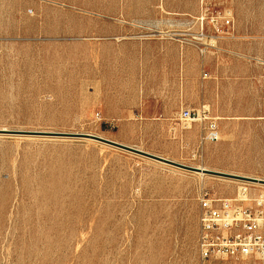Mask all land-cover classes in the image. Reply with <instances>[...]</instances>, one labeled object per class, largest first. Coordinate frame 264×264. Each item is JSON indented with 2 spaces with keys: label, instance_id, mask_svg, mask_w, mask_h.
Instances as JSON below:
<instances>
[{
  "label": "rangeland",
  "instance_id": "374dc122",
  "mask_svg": "<svg viewBox=\"0 0 264 264\" xmlns=\"http://www.w3.org/2000/svg\"><path fill=\"white\" fill-rule=\"evenodd\" d=\"M3 130L0 264H202L201 192L264 195V0H0Z\"/></svg>",
  "mask_w": 264,
  "mask_h": 264
},
{
  "label": "built area",
  "instance_id": "2783aa9c",
  "mask_svg": "<svg viewBox=\"0 0 264 264\" xmlns=\"http://www.w3.org/2000/svg\"><path fill=\"white\" fill-rule=\"evenodd\" d=\"M180 120L192 124L196 122V115L186 109L181 112ZM211 130L208 139L218 140L216 126ZM199 222L198 253L202 264H264L263 194H252L247 185L230 199L216 198L208 191H202Z\"/></svg>",
  "mask_w": 264,
  "mask_h": 264
},
{
  "label": "water",
  "instance_id": "95a60500",
  "mask_svg": "<svg viewBox=\"0 0 264 264\" xmlns=\"http://www.w3.org/2000/svg\"><path fill=\"white\" fill-rule=\"evenodd\" d=\"M0 133H7V132L3 130ZM70 136H73V137H76V138H79V139H85V140H91V141L100 142V143L109 145L111 147H114V148L129 152V153H132L134 155L141 156V157H144V158H148V159L154 160L156 162H159V163H162V164H165V165H168V166H172V167H175V168L183 169V170H186V171H189V172L199 173V174H203V175H214V174L217 175L218 174V173L209 171L207 169H200V168H193V167L184 166V165L178 164L176 162L170 161L168 159H165V158H162V157H159V156H155V155L146 153L144 151H141V150H138V149H135V148L124 146V145L118 144L116 142H112V141H109V140H106V139H103V138H100V137H97V136H94V135L76 134V135H70ZM236 178L243 179V180L248 181V182L252 181V183H258V179H250V178H244V177H236ZM260 181H262L260 183L264 184V180H260Z\"/></svg>",
  "mask_w": 264,
  "mask_h": 264
},
{
  "label": "crops",
  "instance_id": "0c3cea01",
  "mask_svg": "<svg viewBox=\"0 0 264 264\" xmlns=\"http://www.w3.org/2000/svg\"><path fill=\"white\" fill-rule=\"evenodd\" d=\"M158 129H160L164 134H176V133H181V129L179 128V124H175L173 121H160L155 124ZM164 158V157H162Z\"/></svg>",
  "mask_w": 264,
  "mask_h": 264
},
{
  "label": "bare ground",
  "instance_id": "6f19581e",
  "mask_svg": "<svg viewBox=\"0 0 264 264\" xmlns=\"http://www.w3.org/2000/svg\"><path fill=\"white\" fill-rule=\"evenodd\" d=\"M5 131V130H4ZM203 175V174H202ZM252 179V178H250ZM262 181H260V179H258V183H252V181H249V182H244V183H247V184H250V185H253V186H259V187H264V184L260 183Z\"/></svg>",
  "mask_w": 264,
  "mask_h": 264
}]
</instances>
